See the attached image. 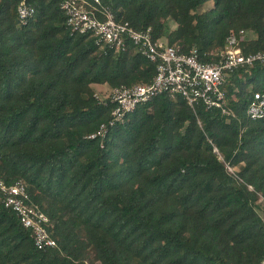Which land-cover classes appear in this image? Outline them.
Here are the masks:
<instances>
[{
  "label": "trees",
  "instance_id": "16d2710c",
  "mask_svg": "<svg viewBox=\"0 0 264 264\" xmlns=\"http://www.w3.org/2000/svg\"><path fill=\"white\" fill-rule=\"evenodd\" d=\"M19 2L0 0V176L26 181L57 244L0 199V264H264V116L248 113L264 62L233 71L224 108L163 93L111 123L99 87L149 82L156 63L72 31L63 0H28L25 23ZM103 3L203 61L243 28V51L264 49V0Z\"/></svg>",
  "mask_w": 264,
  "mask_h": 264
},
{
  "label": "built area",
  "instance_id": "2783aa9c",
  "mask_svg": "<svg viewBox=\"0 0 264 264\" xmlns=\"http://www.w3.org/2000/svg\"><path fill=\"white\" fill-rule=\"evenodd\" d=\"M72 31L92 32L97 41L111 46L125 48L132 41L137 48L156 63V73L149 82L119 85L111 90L115 107L111 123L121 119L126 112L152 97L167 93L180 94L193 107L202 102L208 107H223L226 101L225 83L234 70L242 65L251 66L257 61L264 62V49L245 53L240 40L246 37L247 29L231 31L226 46L219 51L220 58L203 61L198 49L179 52L164 40L155 39L151 27L136 28L129 20H119L114 11L103 0H63L61 4ZM18 12L23 23L34 12L28 0H20ZM248 113L253 118L264 116V92L255 91L249 102ZM106 124L97 131L103 134ZM97 133L91 134L95 136ZM0 199L19 215L23 225L32 231L39 248L55 246L48 224L50 217L38 204L29 202L27 183L18 179L8 183L0 176ZM15 264H22L21 262Z\"/></svg>",
  "mask_w": 264,
  "mask_h": 264
},
{
  "label": "rangeland",
  "instance_id": "374dc122",
  "mask_svg": "<svg viewBox=\"0 0 264 264\" xmlns=\"http://www.w3.org/2000/svg\"><path fill=\"white\" fill-rule=\"evenodd\" d=\"M207 5H208V3H206V4L204 5V7L207 6ZM171 26H172V27H175V26H176V22L171 21ZM251 34H252V31H251V30H248V32H247V34H246V37H247V36H250ZM99 89L105 91L104 94H110V93H111V87H109V86H100Z\"/></svg>",
  "mask_w": 264,
  "mask_h": 264
}]
</instances>
